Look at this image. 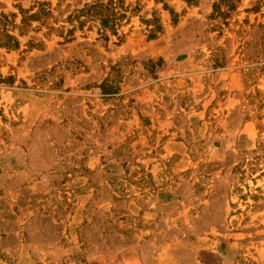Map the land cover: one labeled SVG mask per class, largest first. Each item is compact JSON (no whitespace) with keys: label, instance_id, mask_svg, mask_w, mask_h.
I'll return each instance as SVG.
<instances>
[{"label":"rangeland","instance_id":"obj_1","mask_svg":"<svg viewBox=\"0 0 264 264\" xmlns=\"http://www.w3.org/2000/svg\"><path fill=\"white\" fill-rule=\"evenodd\" d=\"M0 264H264V0H0Z\"/></svg>","mask_w":264,"mask_h":264}]
</instances>
